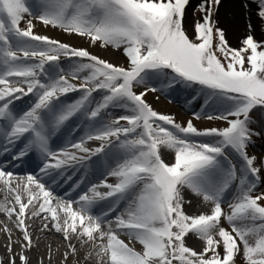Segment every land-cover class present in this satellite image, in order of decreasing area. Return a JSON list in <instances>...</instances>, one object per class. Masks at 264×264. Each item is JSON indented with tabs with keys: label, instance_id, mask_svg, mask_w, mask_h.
Masks as SVG:
<instances>
[{
	"label": "snow or ice",
	"instance_id": "obj_1",
	"mask_svg": "<svg viewBox=\"0 0 264 264\" xmlns=\"http://www.w3.org/2000/svg\"><path fill=\"white\" fill-rule=\"evenodd\" d=\"M189 3L37 0L34 7L29 0H0V152L7 153L9 145L23 138L24 147L11 160L26 163L24 158L36 152L42 158L40 173L51 175L50 169L86 158L69 149L87 155L104 152L105 143L89 149L84 147L87 141L109 142L114 137L116 143L108 147L119 149L115 164L108 161L107 172L116 183L105 179L75 200L55 197L36 175L14 177L6 170V162H0V183L14 199L11 207L0 203V212L16 216L27 247L31 237L23 218L31 206L30 218L45 213L41 218L47 220L50 214L56 232H63L65 240L69 232L86 237L98 249L96 254L106 258L105 264H235L241 246L245 264H264V204L260 203L264 192L253 194L261 167L247 152L253 135H259L249 126L250 114L254 109L264 110V42L249 35L240 48L230 47L224 29L212 19L213 6L220 0H203L198 6L204 15L190 38L185 26ZM26 14L31 18L21 27ZM257 14L264 20V0H258ZM33 19L88 37L93 45L99 42L100 47L122 48L128 67L35 34ZM62 57L76 58L69 73L59 65ZM13 77L19 79H9ZM69 77L80 83H72ZM153 79L167 87L199 85L205 98L203 107H216L217 114L194 113V119L222 120L227 126L201 130L192 120L181 125L174 117L158 113L145 99L149 92L158 91L150 84ZM11 84L24 85L27 90ZM141 85L143 89L137 91ZM71 92L81 95L57 103ZM29 94L36 98L33 105L16 113L13 101ZM117 108L125 114L108 122L110 113L105 110ZM78 114L86 122V134L78 142L68 141L59 152L53 151L52 134ZM160 145L174 150L171 165L162 158ZM229 149L242 161L239 167L229 159ZM14 178L21 181L15 187ZM99 187L107 191L100 192ZM184 187L211 205L208 214L185 212V203L191 201H185ZM231 187L237 193L225 212L223 197ZM113 197L106 210L93 213L97 199ZM123 200H130L125 212L111 217ZM74 204L78 206L75 210ZM190 233L205 242L202 252L186 246ZM120 234L137 241L142 250L130 247ZM70 247L75 253V247ZM20 260L28 264L26 256L21 255Z\"/></svg>",
	"mask_w": 264,
	"mask_h": 264
},
{
	"label": "bare ground",
	"instance_id": "obj_2",
	"mask_svg": "<svg viewBox=\"0 0 264 264\" xmlns=\"http://www.w3.org/2000/svg\"><path fill=\"white\" fill-rule=\"evenodd\" d=\"M243 3H246V6L248 7L247 9L243 8ZM257 4L258 0L222 1L214 16V21L216 22V25L218 27L224 29L225 36L232 45H241V42L243 41V38L247 31L246 19L249 21L250 25L257 31L259 27H263V24L258 18ZM29 18L31 17L26 14L24 21H22L21 23V27H26L27 20ZM32 22L34 25L33 31L35 34L47 36L54 40L63 41L64 43H68L78 49H87L92 55L109 61L110 63L115 64L116 66H121V63H119L118 59L116 58L117 54L113 51H110L109 49L100 47L99 43L93 45L90 43L89 40L85 38L60 34L59 32L50 29L49 26H44L37 19H33ZM9 79L15 80L19 78L13 77ZM9 86H22L26 88V86L24 85L17 84H11ZM2 87L3 85H0V88ZM79 93L80 92H71L67 96H61L60 100L57 103H67L74 101L76 100L77 95H79ZM34 99H36L35 96L29 94L28 96H22L20 99L14 100L12 104L13 110L16 113H21L24 112L26 109H30V107L33 105L32 100ZM149 100L152 104L153 109H157L159 113H173L178 121H187V118L184 115H181V113L177 109L172 106H169L160 98L157 99V96H151L149 97ZM78 119L83 122L81 125H79ZM201 125L206 126L207 123L202 122ZM72 131H74L73 134ZM69 132L71 134L70 141H79L81 137L86 134V122L81 116H74L66 127L60 128L59 130L53 133V136L55 137L54 142L57 146H61L67 141V135L69 136ZM121 139H123V137H121ZM87 143H89V141H87L84 146H88ZM109 143L115 144L116 140H112L105 144L104 152H101L96 155H86V158L84 159V166L81 165V168L77 169V174L84 169V172H86V174H88V176L91 178L83 186L85 187L87 184H89L88 182L92 181V185H88L85 192H88V190L93 185L101 184L105 179H107V182L110 184L116 183V178L107 175V172L110 171L108 167V161L111 160L112 164H115L114 157L119 152V149L116 147H108ZM65 147L66 146H64L62 149H64ZM95 148L96 147L91 149ZM254 148V150H251L253 152H257L261 149V145L257 144L254 146ZM69 151L79 153L76 149H69ZM169 152H174V150L168 149L166 146L160 148V153L166 163H169ZM253 155L255 156L256 154ZM64 170L66 172H71L73 171V166L65 167ZM57 172L59 171H56V173ZM30 174L31 173L14 174V177H26ZM31 175H36L40 177L37 173ZM20 183L21 181L18 179L14 178L12 180L13 187ZM230 189L232 190L233 187H231ZM98 191H107V189L99 187ZM181 193L185 201H191L190 204L185 203L184 205V210L188 215H199L209 213L211 205L209 203L204 202L201 196L195 195L187 187L182 188ZM56 195H58L56 196L57 198H63L64 200H75L69 197V195H63L62 193ZM89 195H91L90 192ZM26 199V196L22 197V200L24 202H26ZM112 199L115 198L113 197L106 200L97 199L92 208L93 213H100L106 210L110 203V200ZM5 202H7L8 207H11L14 204L13 194L3 190V184L0 183V203ZM55 203L56 201H53V206H55ZM129 203L130 200L121 201L116 212L111 213V217H115L118 213H124ZM77 207L78 206L76 204L73 205L74 210L77 209ZM16 208L18 211V206H16ZM31 211L32 209L30 206L29 209H26V215L23 218L27 231L31 237L30 247H27V242L23 240V233L17 226L18 221L16 219V216L12 215L11 217H9L4 212H0V264H12L13 260L15 261V264H22L20 260L21 255L27 257L28 264H105L106 258L102 259L96 254L98 249L93 245L92 242L88 241L86 237H80L76 234L69 232L68 239L65 240L63 232L58 233L55 231V228L53 226L54 222L51 220L50 214H47V220L41 218L42 216L46 215L45 213H41L40 216L30 218ZM60 218L62 221L63 213H60ZM224 223L226 224V222ZM45 224H47L48 227L42 228V226ZM225 224H223V226L226 228ZM112 226L113 228H115L114 223ZM102 230H106V226L103 227ZM120 239L124 240L125 243H128L129 246L133 247L135 250H142V245H140L135 240H130L128 236L120 234ZM60 241H62L63 243H61ZM97 243H99V241H97ZM185 243L186 246L192 248L197 253L202 252L205 247V242L200 240L195 234L192 233H190L185 238ZM70 245L75 247V253H73L72 247H70ZM9 249H11V251H9ZM65 254H67V259H65ZM239 255L240 254L238 253L236 256L239 257Z\"/></svg>",
	"mask_w": 264,
	"mask_h": 264
},
{
	"label": "rangeland",
	"instance_id": "obj_3",
	"mask_svg": "<svg viewBox=\"0 0 264 264\" xmlns=\"http://www.w3.org/2000/svg\"><path fill=\"white\" fill-rule=\"evenodd\" d=\"M222 1L223 0H220V4L218 6H213V16H212L213 20H214V16L216 14V11L218 10V8L221 5ZM202 3H203V0H190V3H189V5L186 8L185 26H186V28L188 30V35L190 36V38H194V25H195V23L200 21L202 16L204 15V13L201 12L199 10V7H198ZM242 6H243L244 9L248 8L246 6V3H243ZM258 18L261 21V23L263 24L262 28L261 27L258 28V31L255 28H253L252 26L249 27L250 23L246 19V30L247 31L245 33V36H244L243 40L247 36L251 35L254 38V40H256L257 42H264V20H261L259 16H258ZM49 28L52 29L53 31L59 32L60 34H66L67 36H75V37L78 36V37L85 38V39L89 40L88 37H82V36H79V35H76V34H68V33L64 32L63 30H61L59 28H53L51 26H49ZM225 38H226V36H225ZM226 40H227L229 46L232 47V48H240L242 46V42H243V41L241 42V45L235 46V45H232L228 41L227 38H226ZM60 42L64 43L63 41H60ZM97 43H99V42H97ZM65 44H68V43H65ZM68 45H70V44H68ZM70 46H72V45H70ZM74 48H76V47H74ZM104 48L115 52L117 54L116 58L118 59L119 63H121V66H123L125 68L128 67V63L129 62L127 60V57L124 55V51H123L122 48L121 49H116V48H113L111 46L104 47ZM75 59L76 58H72V60H69L68 58H63V57L61 58V60L59 61V65L63 69L64 73H69L71 71L72 65H73V62H74ZM107 62H109V61H107ZM113 65H115V64H113ZM81 75H83V74H81ZM69 79L74 84H79L80 83V81H78V80H71V77H69ZM150 84H151V86L157 87L158 91L149 92L147 94L145 99L147 100V102L149 104H151V102L149 100V97L157 96L161 100H163L165 103H167L169 106H172L175 109H177L181 113V115H184L187 118V121L192 120L193 123H194V126H196L198 129H201V130L204 129V128H212V127L223 128V127L227 126L226 123L224 121H222V120H207V119H203V118L202 119H194V117H193L194 113L205 112V113H210V114H213V115L217 114V108L216 107H203L204 103H205V98H204V95L202 94V90H201V87L199 85H190L192 88L198 89L200 91V93L202 94V99L197 104H194L192 101H190V99H182L180 97V95L174 94L175 92H173V95H172V93H170V90L173 87L164 86L163 83L160 80L153 79L150 82ZM180 84L181 83H177L176 85H180ZM143 87L144 86L141 85L136 90L137 91L142 90ZM80 95H81V93H79V95H77V98ZM93 95L97 99H99V94L98 93H94ZM151 106H152V104H151ZM154 110H156L159 113V111L157 109H154ZM259 110H261V109H255L250 114L251 123L249 125L250 128L253 129L254 132H258L259 135H253L252 141H251V143L249 144V146L247 148V152H248L249 156H254L253 154H256L255 155V157H256L255 165L257 167H261L260 180H259V183L257 184L255 192L253 193L254 195L264 192V166H262V165H264V114L261 115V116H257V115H259ZM105 112L110 113L109 115L106 116V119L108 120V122H111L113 117L125 114L122 109H118V108L117 109L105 110ZM105 112H102L101 116H105ZM161 114L170 115V116L175 118L173 113H170V114L169 113H161ZM175 121L177 123H180L181 125H185L186 122H187V121L180 122L176 118H175ZM252 121H253V123H252ZM202 122L207 123V125L206 126H202L201 125ZM121 123L123 124L125 122L121 121ZM201 139H204V138H201ZM207 139H211V138H207ZM112 140H115V138L114 137L111 138V141ZM101 143H106V142H102V141H99V140H91V142L87 143L88 146H85V147L86 148H91V147H95V146L99 147ZM257 144L261 145V149L258 150L257 152H253L251 149L254 150L255 149L254 146L257 145ZM163 146L164 145H160L159 146V150ZM227 151H229L231 153L230 156H229V159L232 160V162L235 163L239 167V165L242 163L240 158L234 152H231L230 149L227 150ZM169 154L170 155H169V161H168L169 163L168 164L171 165L172 163H174V152H169ZM235 196H236V194L234 195V197L227 195V193L224 194V197H223L224 203H223L222 207L224 208L225 212L229 211L228 205L231 202H233ZM260 203L264 204V201H261ZM222 223L225 224L224 221H222ZM225 226H226V229L229 228V225L227 223L225 224ZM60 242L63 243L62 241H60ZM220 250L222 252V248ZM239 254H240L239 257L238 256L235 257V264H245V259H244V256H243L242 246H241V252Z\"/></svg>",
	"mask_w": 264,
	"mask_h": 264
}]
</instances>
